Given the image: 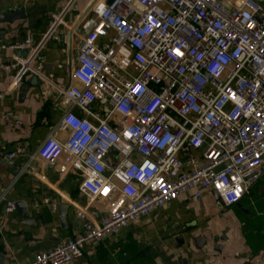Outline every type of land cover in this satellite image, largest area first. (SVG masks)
I'll return each mask as SVG.
<instances>
[{"label":"built area","instance_id":"2783aa9c","mask_svg":"<svg viewBox=\"0 0 264 264\" xmlns=\"http://www.w3.org/2000/svg\"><path fill=\"white\" fill-rule=\"evenodd\" d=\"M83 17L77 82L61 88L66 109L37 155L65 154L80 191L110 208L100 221L78 212V233L20 264H75L86 244L187 192L232 206L264 168V0H97ZM31 46L28 35L2 47Z\"/></svg>","mask_w":264,"mask_h":264},{"label":"crops","instance_id":"0c3cea01","mask_svg":"<svg viewBox=\"0 0 264 264\" xmlns=\"http://www.w3.org/2000/svg\"><path fill=\"white\" fill-rule=\"evenodd\" d=\"M96 1L0 0V14L25 13V19L0 23V264L31 263L37 253L81 230L78 212L100 221L110 208V200L80 191L79 174L61 167L65 154L53 164L37 155L66 109L61 88L77 82L72 70L86 34L83 16ZM28 35L29 49L2 47ZM35 49L41 64L26 69ZM17 58L23 62L14 67ZM57 135L63 139L66 132ZM16 147L22 151L8 158ZM190 194L86 244L75 264H264V168L232 206L220 207L212 192L201 199ZM8 201L15 203L12 212L5 211ZM197 237L204 239L200 247Z\"/></svg>","mask_w":264,"mask_h":264},{"label":"water","instance_id":"95a60500","mask_svg":"<svg viewBox=\"0 0 264 264\" xmlns=\"http://www.w3.org/2000/svg\"><path fill=\"white\" fill-rule=\"evenodd\" d=\"M25 19V13L23 9H17L15 11H7L3 14H0V23H4V22H8L11 23L16 19ZM212 193L215 195L216 199L218 200V204L221 207L223 205V202L220 200L218 193L213 190ZM16 205H18V203H16ZM62 214L65 213V211L61 212ZM196 245L197 246H201L204 243V239H202L201 237H197V239H195ZM201 244V245H200ZM140 248L144 247L145 245L143 244H139L138 245ZM219 245H217V247L215 246V248L219 249ZM0 261H1V254H0Z\"/></svg>","mask_w":264,"mask_h":264},{"label":"snow or ice","instance_id":"6c2138e0","mask_svg":"<svg viewBox=\"0 0 264 264\" xmlns=\"http://www.w3.org/2000/svg\"><path fill=\"white\" fill-rule=\"evenodd\" d=\"M107 191V190H106Z\"/></svg>","mask_w":264,"mask_h":264}]
</instances>
